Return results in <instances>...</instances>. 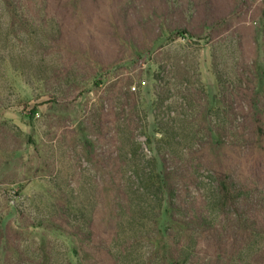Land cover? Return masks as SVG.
I'll return each mask as SVG.
<instances>
[{"label":"rangeland","instance_id":"rangeland-1","mask_svg":"<svg viewBox=\"0 0 264 264\" xmlns=\"http://www.w3.org/2000/svg\"><path fill=\"white\" fill-rule=\"evenodd\" d=\"M97 3L0 0V264H264V0Z\"/></svg>","mask_w":264,"mask_h":264},{"label":"trees","instance_id":"trees-1","mask_svg":"<svg viewBox=\"0 0 264 264\" xmlns=\"http://www.w3.org/2000/svg\"><path fill=\"white\" fill-rule=\"evenodd\" d=\"M125 0H98L96 6L92 7L91 10L87 9L84 11V18L87 16V20H90L93 12V15L102 13L103 22L106 26H109L111 18L116 16V8L122 4ZM248 5V0H213L212 6L206 12H202L200 17L197 19V23L200 26V29H191L190 27L177 28L174 27V31L181 36H187L198 41L207 40L211 41L216 35L232 31L234 29H241L240 24L242 20V15L246 13V7ZM89 24V21H86ZM83 25V23L81 24ZM111 25V24H110ZM112 25H116L113 21ZM243 28V27H242ZM134 34L133 32H131ZM130 33L131 38L133 35ZM130 36L126 37L125 40L130 41ZM155 41L145 42L144 52L147 55H151L156 47ZM159 76V75H158ZM156 77V80H160L159 77ZM220 87L221 85V80ZM223 94V87L220 90ZM224 160L216 157L214 159L215 167L218 171L222 173L224 170ZM161 180L157 182L159 188L161 189Z\"/></svg>","mask_w":264,"mask_h":264}]
</instances>
